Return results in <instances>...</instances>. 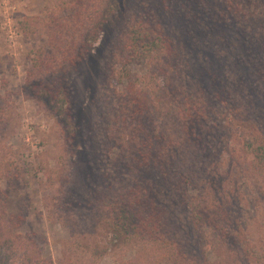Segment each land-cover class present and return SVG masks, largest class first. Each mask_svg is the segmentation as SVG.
Returning <instances> with one entry per match:
<instances>
[{"label": "rangeland", "instance_id": "rangeland-1", "mask_svg": "<svg viewBox=\"0 0 264 264\" xmlns=\"http://www.w3.org/2000/svg\"><path fill=\"white\" fill-rule=\"evenodd\" d=\"M197 1L199 6L196 0H0V264H26L34 258L31 250L46 264H173L156 261L173 250L178 264H223L227 246L245 264L236 241L228 239L215 251L216 232L194 225L182 200L201 204L203 194L208 212L222 220L220 213L230 216L232 229L240 227L256 250L262 247L264 203L257 197L255 212L254 183L241 173L238 150L231 152L235 137L227 121L250 120L259 129L254 135L264 137V0ZM184 4L195 21L188 18L182 27L177 10ZM196 11L215 12V21H225L228 29L202 32L206 25L197 23ZM134 24L146 27L155 44L169 41L171 52L159 57L153 46L119 71L121 61L113 56L126 51ZM204 48L221 65L218 79L225 89L210 102L211 111L222 113L208 118L217 126V148L209 159H197L183 187L179 176L167 179L158 170L138 183L139 152L151 136L155 149L165 144L156 129L172 122L162 101L172 108L188 101V91L208 88L196 68ZM149 76L168 95L149 96L141 115L130 100V83L136 79L151 90ZM222 78L240 87L235 96ZM193 97L195 109L203 98L199 92ZM152 177L160 178L156 192ZM138 185L150 198L159 197L144 207L164 224L156 240L144 233L141 241L108 234L117 222L113 209L126 196L136 203L131 213L138 219ZM99 242L108 247L104 254Z\"/></svg>", "mask_w": 264, "mask_h": 264}, {"label": "trees", "instance_id": "trees-1", "mask_svg": "<svg viewBox=\"0 0 264 264\" xmlns=\"http://www.w3.org/2000/svg\"><path fill=\"white\" fill-rule=\"evenodd\" d=\"M200 4L201 2L196 0L195 5L199 6ZM182 9V11L177 10V13L179 15V18L183 21L182 23H180V26L183 27L184 22L189 24L191 20L195 21V18L191 19L190 5L188 8L187 5L184 4ZM203 14H205L207 17H205V15H200L199 12H197L196 17V21L200 20L199 22H197L198 24L202 22L206 25V29L202 28V32L210 30V27L212 26H214V28H216L217 26L221 29H228L227 27H229V25L226 24L225 21L219 23L215 21V12ZM188 18L191 20H189ZM198 27L200 28V26ZM156 42V38H153L151 36L146 27L141 26L139 24H134L129 30L127 43L126 45H124L126 51L120 49V51L114 53L113 56L114 60L118 59V64L119 60L121 61V67L119 71H124L127 65H129V62L136 61L139 59L142 60L143 58H145L148 53L153 51V46L154 50H156V48L160 49L159 57L169 56L171 52V43H169V41L165 42L163 39L161 45L155 44ZM198 60H200V62H197L196 68L198 71L201 72L204 85H207L208 88L201 87L202 89L198 88L199 91H188V101L185 100L183 102H180L178 105H174L173 103L172 108L170 107L168 100L162 99L163 94H165L164 97L168 95V92L164 91L166 89H158L157 85H155V83L152 81L151 76L155 75L154 73L149 76L150 81L148 78L146 79V82L148 83V86L151 88V90H149V88H144L146 85L144 87H140L139 84L136 83V79H131L132 81L130 83V87L133 88V91L130 94V100L142 110L139 111L141 115H145V111H143V109L145 108H143V106L146 104V100L149 99V96L155 95L158 99L163 100L162 102L164 104V107L168 111L169 115H167L166 120L169 118L172 119L171 123L167 122L165 124L166 127L162 126L157 127L156 129L157 133L160 134V136L162 137V144L163 141L165 142V144L155 149V145L153 143L154 136H151V138H148L147 142L152 143L147 149H144V151L139 152L138 162L141 160V163L138 164V178H140L138 179V183L141 179H143L141 177H143L144 174L153 171L156 172V170H158L159 172L161 171L160 175L167 179L168 176H173V174L179 176L182 182L180 187H183L188 182L187 180H191V177L193 176L192 169H194L198 164V162L196 163L197 159H209L210 152L212 151V149L217 148L214 143L215 137L218 133L217 126L213 121H210L208 118L214 114L218 115L219 117H222V113L220 111L218 113H214L213 111H211L210 108V102L216 101L211 99L216 94V91L218 90L217 96L220 92H225L224 87H220L221 78L219 77L218 79V70L219 66L221 65L217 64L215 60L211 59V55L207 51V48H204V50L199 53ZM207 66H210V70L207 69ZM223 77H225V75ZM224 82L225 88H229V86L227 85L230 84V89H232L233 96H235L237 92H239L240 87L234 86L232 80L229 82L227 78H224V80L222 78V83ZM147 91L152 92L148 93ZM197 92L202 94L203 103L196 102V108L194 109L193 107H191L192 99H194L193 94H196ZM247 93L251 95V97H254V100L256 99L252 88H249ZM248 94L244 98L245 101H249ZM216 97L213 99H218ZM257 106L258 105H256V107ZM229 110L232 109L229 108ZM237 119L238 118L233 117V119L231 118L227 121V126L229 128L230 134L234 135L235 137L232 139V144L234 146L230 149L231 152H235V150H238V154L240 155L238 157H243L241 159V164H243L245 167L242 168L243 171L241 173H243L246 178H248V180H252V182L254 183L252 189V196L254 198L253 205L255 206V212H259L260 201L259 199V202L256 201L257 197H260V200L262 201V203H264V137L254 135L255 131H258L259 129L254 126L252 121L249 120L240 122V120ZM255 120H261V116H257ZM218 142L220 143V141ZM236 144H239L237 149H235ZM249 158L250 161H248ZM185 167L192 168L188 169L187 171ZM248 176H250V179ZM156 180L153 177L151 179L154 184L152 190L154 189L155 192L157 191V184H160V178L156 177ZM176 186H178V183H176ZM160 192L161 191L158 190L159 194ZM148 197L150 198L149 194L145 190V187H140L138 185V219H136L135 215L131 213V210L133 209L131 204L136 206V203L132 200V197H123L122 199L125 198V204L120 203L121 207H119L117 210L113 209V211H116L115 216L117 218V222H112V225L110 227L112 231L111 233L108 232V234H115L120 239L121 237L125 238L126 236H129V234H132L133 236H138V239H140L139 237L142 236V233H144V236L150 238V240H156L157 237L160 235V229L164 224L162 225V221L160 220L161 216L159 217L157 212L156 215H154L156 218L152 214L146 215L144 207L147 204H151L153 206L154 203L158 202L157 200L159 197L155 196L156 198L147 199ZM202 198L203 200L200 202L201 204H191L189 203V199H187L188 201L182 200V203L191 215V218L196 227H201V230H204V228H208V230H214V232H216L215 236L217 238L219 237V240L212 241L214 250L216 251L219 249L217 248L218 245H226L227 240L232 239L234 242H237L240 250L239 255L240 257L245 258L247 262H245V264H253L252 259L256 260L257 264H264V236L260 239L262 247L256 250L251 245V241L242 232V229L240 227L232 229L229 223L230 216L228 217L224 213H220V215H224V219L222 220L220 216L216 217L214 210L208 212V196L206 194H203ZM261 208L264 207L262 206ZM262 212L264 214V210H262ZM137 221L138 225L135 224V222ZM132 222L134 227L132 226ZM262 228L264 229V215ZM100 244L101 243L99 242L97 244V247L101 248V254H104L107 251L108 247H106L105 249L103 246H100ZM6 245L7 248H9V243H7ZM223 252L222 255L224 254V257L226 258V262H224L223 264H240L239 261L236 262V257L233 254V251L230 246H227L225 253ZM30 254H32L34 258L29 259L28 261L26 259V264H46L40 258L39 254H36L35 250H31ZM178 257L179 255L176 256V251L173 250V253L171 255H169L168 253L167 256H163L161 259H156V261L170 259L173 260V264H178ZM261 260L263 262H261Z\"/></svg>", "mask_w": 264, "mask_h": 264}]
</instances>
